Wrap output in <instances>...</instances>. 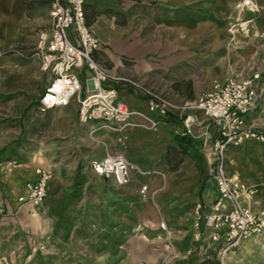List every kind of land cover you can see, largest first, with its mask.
<instances>
[{"label": "crops", "instance_id": "0c3cea01", "mask_svg": "<svg viewBox=\"0 0 264 264\" xmlns=\"http://www.w3.org/2000/svg\"><path fill=\"white\" fill-rule=\"evenodd\" d=\"M89 1L84 4V12L85 15H94L89 26L101 42V49L95 52V57L113 77L134 76L148 78L149 82L163 81L156 91L168 97L172 107L153 126L150 120L155 115L148 108L147 97L120 83L116 85L118 95L134 112L132 120L137 123L127 144L120 146L115 134L100 128L99 123L84 126L96 128L94 134L106 142L108 151L114 153L123 149L127 158L151 173L134 175L129 183L114 185L112 181L95 175L92 169L79 168L81 157L99 160L106 151L101 146L90 147L84 140L80 143L77 159L67 154L70 145L76 144L71 136L72 116L77 120L74 102L60 108L65 110V116L60 119L65 122L64 141L54 138L58 135V128L54 127L58 117L49 121L48 138L37 139L44 116L38 113L25 116V126L32 130L28 140L38 142L34 148L17 146L11 143L9 136L0 134V264L1 258L10 252L6 245L12 232L41 231L43 220L56 233H61L60 224L69 228L80 218L94 220L91 222L96 228L95 239L108 246L99 253L84 252L83 264H139L136 249L138 226H146V234L150 233V225H156L157 230L163 232L159 228L161 221L179 232L175 236L178 244L167 264H199L206 251L202 239H198V220L202 217L204 228L203 218L217 196L215 180L210 173V140H213L214 125L203 112L189 105L203 93V87L207 88L219 77L213 65L225 63L228 53L224 50L230 48L231 33L243 38L242 31H231L225 23L230 16H236L233 6L241 0H154L157 3L153 6L156 15L152 31L143 30L139 25L127 31L124 25L118 24L114 10L108 8L105 12L97 3ZM253 2L260 13L249 22L257 27V32H264V0ZM50 6L51 0H0V75L3 69L19 63L18 53L10 54L9 50L25 44L31 50L37 31L49 26ZM237 15L241 19L247 14L240 11ZM259 22L260 26L254 25ZM193 55H197V69L186 66ZM32 60L35 66L33 75L41 81L46 80L37 62ZM187 81L192 85L191 97L184 93ZM204 82L208 84L204 86ZM256 82L260 87L258 79ZM40 83L37 101L46 81ZM53 109L58 108L47 110ZM185 114L202 122L194 126L191 134L184 132ZM245 121L246 124L264 127V98L259 100L255 110L246 115ZM64 155L65 161L62 159ZM179 158L180 162L174 167ZM39 169L51 170L53 177L44 203L36 208L20 202L19 198L26 196V183L36 179ZM228 172L238 175L247 184L257 185L254 207L259 209L264 203V143L249 138L240 147L230 148ZM141 184L147 185V199L141 198ZM82 208L85 210L83 213ZM203 231V239L210 242L207 230L204 228ZM158 239L154 237L150 244ZM162 241V249L170 254L165 241ZM121 242L126 248L121 247Z\"/></svg>", "mask_w": 264, "mask_h": 264}, {"label": "built area", "instance_id": "2783aa9c", "mask_svg": "<svg viewBox=\"0 0 264 264\" xmlns=\"http://www.w3.org/2000/svg\"><path fill=\"white\" fill-rule=\"evenodd\" d=\"M86 1L52 0L51 22L48 27L37 31L31 56L47 80L38 105L41 110H47L66 107L74 102L81 125L99 123L100 128L115 134L120 146H125L137 123L132 120L134 112L119 97L117 84H126L147 97L148 108L155 115L150 120L153 126L171 110L172 104L150 86L148 78L113 77L108 73L95 57V52L101 49V42L86 24ZM238 7L250 13L258 10L253 0H241ZM257 79L256 74L243 76L231 73L189 105L203 112L214 125L213 140H210V173L215 180L217 196L203 218V225L220 260L240 243L264 236V203L259 209L254 207L257 185L247 184L238 175L228 172L230 148L240 147L249 138L264 141V127L246 124L245 121L246 115L257 108L262 97ZM201 123L185 114V134H191L194 126ZM90 165L95 175L112 181L114 185L127 184L134 175L151 173L127 158L123 149L114 153L106 151L101 159L92 160ZM51 178L50 170L39 169L36 179L27 183L28 199L23 202L41 203L47 196ZM147 190V185L141 184L139 191L145 199ZM159 228L164 232L170 250L164 259L167 261L168 255L175 250V233L164 221L160 222Z\"/></svg>", "mask_w": 264, "mask_h": 264}, {"label": "rangeland", "instance_id": "374dc122", "mask_svg": "<svg viewBox=\"0 0 264 264\" xmlns=\"http://www.w3.org/2000/svg\"><path fill=\"white\" fill-rule=\"evenodd\" d=\"M89 2L97 3V6L104 9V11H107L108 8L112 11L114 10L118 24L124 25L127 31H130L134 25H139L143 30L147 31L155 29L154 16L156 14L153 6L157 2L154 0H90ZM238 4L236 2L233 6L237 14L242 11L244 13L246 12L247 15L240 19L235 13L236 16H230L225 20V23L231 31L236 29L242 31L243 38L235 37L234 33H231L232 37L229 38V42L231 43H228L230 48L224 50V52L228 53L225 63L220 62L217 65H213V69L219 74V77L211 81L210 86L208 85L207 88L203 87L202 92L213 86V84L223 81L231 73H238L244 76L256 74L258 75L259 89L262 92L261 98H264V32H257V27L251 26V22H249V20L256 19L260 10H257L255 13H250L245 9H240ZM254 25L260 26L261 23L259 22ZM219 51L221 52V50ZM8 53H18L19 63L17 64L16 62L9 69H3L0 75V134L4 133L9 136L11 143H15L17 146L25 145L30 149L34 148L38 142L28 140L32 130L27 125L25 126L24 122L26 120L25 116H34L38 113L42 114L44 119L38 129L41 131V134L37 135L36 132L37 139L41 137L48 138L46 136L50 130L49 121L56 116L59 120L57 126L54 127L58 128V135H56L57 137L54 135V138H57L58 141H64L65 139H62L64 138L62 136H65V122L60 119L65 116V110L58 108L42 111L39 108L37 92L41 84L40 82L44 84L47 80L41 81L40 78L33 75L35 73V66L32 62L30 48L26 44L23 46L20 45L19 47L15 46ZM192 57L195 59L191 58V61H187L189 66H186L187 68L197 69L198 66L195 65L197 55H193ZM191 62L193 63L191 64ZM224 72L225 74L223 75ZM222 76H224V79H221ZM162 84L163 81L161 80H153L150 82V86L155 91ZM203 84L205 86L208 82H204ZM168 86H166L167 90L169 89ZM156 92L158 93V91ZM164 97L170 101L168 97ZM72 119L74 124L71 136L74 137L73 140H76V144L70 145L69 152L67 153L68 155L70 154L72 159L79 157L80 143H84V140H87L86 142L90 147L101 146L105 151H108L106 142L94 134L95 130L93 127L81 125L74 116H72ZM261 142L264 143V141ZM65 158L66 156L64 155L62 159L65 161ZM90 162L91 160H85L81 157V160H78V166L79 168L84 167L91 171ZM92 178L94 179L95 176L93 175ZM141 198L143 197L141 196ZM43 203L44 201L36 206V208L40 207ZM83 208L82 213L85 211ZM91 221L94 220L80 218L75 220L73 224H70L69 228L60 224L59 229H62V231L61 233H56L55 229L52 230L49 227L50 225H47L42 220L44 228L40 229L41 231L29 233H21L20 231L12 232L9 242L6 245L10 252L7 256L1 258V264H83L82 261L84 258L82 254L84 252L90 251L94 254L108 249L107 243L99 242L95 239L96 228ZM198 221L197 228L200 231L198 239H202L204 250L206 251L204 258L215 257L219 260L220 264H264V236H257L240 243L234 250L228 252L223 260H220L214 245L203 239L205 234L202 226V217ZM41 225L38 228H41ZM148 228L149 234L145 232L146 226L139 225L137 228L139 240L136 241V249L140 259L139 264H167L170 255H168L167 261H164L168 254L167 250L162 249V240L167 245L164 239V232L157 230L156 225H150ZM173 232L175 233L176 231L173 230ZM178 233L177 231L175 236ZM159 235L161 237H158ZM154 237L159 238V241L150 244V241ZM173 241L174 245L177 246L178 241L176 237H174ZM121 243L123 244L124 242ZM121 247L126 248L124 244Z\"/></svg>", "mask_w": 264, "mask_h": 264}, {"label": "trees", "instance_id": "16d2710c", "mask_svg": "<svg viewBox=\"0 0 264 264\" xmlns=\"http://www.w3.org/2000/svg\"><path fill=\"white\" fill-rule=\"evenodd\" d=\"M51 2H52V0H51ZM26 5H27V9H28L29 8L28 3ZM93 19H94L93 14L85 15V21H86L87 25H90L92 23ZM183 89H184V93L186 94L187 97L192 96V85H191L190 81H187L184 84ZM179 162H180V158L174 162V167L176 165H178ZM199 264H220V262L215 257H206Z\"/></svg>", "mask_w": 264, "mask_h": 264}, {"label": "bare ground", "instance_id": "6f19581e", "mask_svg": "<svg viewBox=\"0 0 264 264\" xmlns=\"http://www.w3.org/2000/svg\"><path fill=\"white\" fill-rule=\"evenodd\" d=\"M256 6V5H255ZM255 139V138H254ZM255 140H257V139H255ZM257 141H260V140H257ZM261 142V141H260ZM37 173V172H36ZM26 188H27V194H26V196H24V197H20L19 198V201L20 202H23V201H26L27 199H28V192H29V187L27 186V183H26ZM257 193H258V189H257ZM257 195V194H256ZM44 201V200H43ZM42 201V202H43ZM41 202V203H42ZM25 203H29V204H31L32 206H38V205H40L41 203H39V204H36V205H34L33 203H31V202H25Z\"/></svg>", "mask_w": 264, "mask_h": 264}]
</instances>
